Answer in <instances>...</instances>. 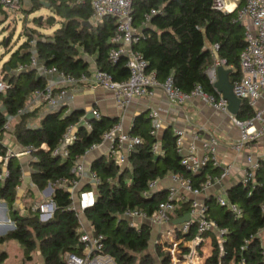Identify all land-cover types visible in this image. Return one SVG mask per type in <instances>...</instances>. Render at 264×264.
I'll return each instance as SVG.
<instances>
[{"label": "trees", "instance_id": "trees-1", "mask_svg": "<svg viewBox=\"0 0 264 264\" xmlns=\"http://www.w3.org/2000/svg\"><path fill=\"white\" fill-rule=\"evenodd\" d=\"M91 1L48 0L52 14L46 24L58 28L51 35L31 30L27 34L28 40L11 53L3 65V80L8 89L6 93H0V130L9 118L15 120L13 130L17 144L30 150L37 159L29 162L32 184L39 191L52 186L51 199L55 203L54 214L47 221H42L39 213L21 215L15 204L18 188L22 185V166L15 159L8 162L10 176L4 182L0 181V201L6 203L14 228L0 237V248L8 241H17L24 249L25 261L32 260L31 254L37 243L46 264H66V254L82 255L81 223L72 209V194L57 183L74 179L72 169L76 162L103 143L104 134L117 120L101 116L91 122L92 130L78 127L76 140L68 148L69 157L54 156L53 152L68 128L76 125L86 113L81 110L67 113L60 108L38 116L39 109H36L18 117L32 94L47 86L44 77L38 78L32 69L19 71L20 66L29 65L36 52L40 63L67 75H90V60L93 59L97 69L111 74L114 81L124 82L129 77L124 57L116 63L109 60L110 52L115 48L111 39L117 30L116 20L106 18L101 24H93ZM244 1L240 0L232 13L225 14L213 8V0H134V26L140 32L135 50L147 62V71L155 72L161 82L172 77L175 85L185 93H192L200 86L204 93L219 98L207 76V70L215 62L208 45L218 46L219 59L232 70L231 83L240 80L241 55L246 43L242 26L234 20ZM42 6L36 0L31 12L24 9L22 12L29 16ZM34 23L38 29H43L39 19L35 18ZM242 104L237 120L245 122L252 118L253 113L247 102ZM36 118L38 123L33 124ZM131 135L140 137L142 143L130 154L128 167L122 169L111 157L93 163L91 169L102 182L96 189L90 183L82 188L83 191L96 192L95 204L87 208L84 215L91 223L94 235L102 237L103 252L112 256L116 264H156L154 257L147 253L152 238L151 226L145 223L137 231L124 217L125 212L140 209L151 215L157 210L166 194L160 191L143 196L152 181L179 175L198 187L207 175H219L221 169L209 165L200 174L190 172L181 164L182 157L176 147L177 136L171 130H166L160 139L152 135L148 114L136 118ZM158 141L161 146L157 155L153 147ZM0 155H5L4 146H0ZM2 172L3 163H0V174ZM227 197L242 209L243 216L235 219L229 210L224 212L225 208L218 205L215 197L206 200L209 217L226 230L223 251L216 238L207 264H264V242L260 236L264 231V164L247 185L241 182V185L232 186ZM214 205L220 209L213 210ZM189 206V203L183 204L175 218L184 217ZM195 236L196 230L192 228L186 238L191 241ZM178 240V236L167 238L157 248L161 264H172L163 247L172 248ZM6 259L7 254L0 253V264Z\"/></svg>", "mask_w": 264, "mask_h": 264}, {"label": "built area", "instance_id": "built-area-1", "mask_svg": "<svg viewBox=\"0 0 264 264\" xmlns=\"http://www.w3.org/2000/svg\"><path fill=\"white\" fill-rule=\"evenodd\" d=\"M133 3L134 0H92V20L93 24H101L106 18H113L117 23V30L111 43L115 45L109 55V60L116 63L121 57L126 59V67L129 71V77L124 82H116L113 76L108 72L97 70L93 75H81L75 77L60 73L55 68H48L38 61L37 56H33L29 65L20 66L19 71H27L32 68L40 69L45 76L58 75L62 82L61 86L56 88L53 85H47L44 90H38L32 94L27 106L19 111L18 117L33 111L37 108H63L64 99L66 97V89L80 85H88L91 87H101L113 93L115 103L121 109H126L135 99H150L155 95L156 90L161 89L169 102L176 107L187 104L193 98H200L206 104L212 106L215 110L229 116L233 123L241 130V138L233 146V151L237 154L242 153L248 144L257 142L264 138V109L259 107V102L264 103V0H245L243 5L238 9L234 22L239 23L244 31L245 50L241 55L242 77L233 83L234 94L242 102H247L253 116L250 120L241 122L231 115L228 111V102L220 95L219 98L204 93L203 89L198 86L192 93L181 91L174 82L172 77L161 82L157 78L155 72L147 71V62L143 55L135 50V46L139 43L140 32L134 26L133 20ZM237 0L228 3L226 0H213V8L225 13H232L238 6ZM22 0H0V14L5 19L10 13H22ZM154 14V12H153ZM149 20L147 16L146 21ZM218 46L213 47V51H217ZM220 67L227 68L226 62L216 60L214 64L207 70V76L214 85L218 81V69ZM8 89L7 83L0 79V93H6ZM70 113V112H69ZM94 119H100L101 114L97 111L93 113ZM151 121L152 135L159 139L158 134L162 129V122L156 110H151L148 114ZM86 115L74 126H70L65 133L60 145L53 152L54 156L67 159L69 157L68 148L76 140V131L78 127L85 126L88 130H92L91 123L85 121ZM14 119L9 118L5 123L2 131L0 130V146L5 147V155H0V163H3V172L0 174V181L4 182L10 176L7 167L11 159L16 158L20 161L23 157L29 156V162L37 159L31 155L30 150L21 148L17 152V145L13 142L14 130L12 122ZM184 132H176L177 136V152L182 157L181 164L193 174H200L206 167L212 165L213 168H220L219 175H207L205 180L195 187L190 179L179 175H170L172 185L165 188L166 198L162 201L157 210L149 215L148 212L140 209H128L124 217L130 226L140 231L143 224L151 226V228L162 229L168 226L165 239L178 236V243L172 248L163 251L168 253L172 264H177V258L180 253L179 244L187 243L191 245L189 252L183 259L185 264H194L202 251L206 241L204 238L208 234H214L217 238L218 245L223 251V240L226 230L219 227L218 223L209 217L208 206L206 200L210 198L207 193L216 185L220 184L230 172V165L222 164L218 160V149L220 148V140L211 134H207L206 138L201 140V150L199 153L198 140L196 136L188 146L184 145ZM103 142L109 145L110 157L115 163L123 168L129 166L128 160L130 154L141 145L142 140L138 136L131 135L125 130L123 123H115L109 131L103 136ZM160 142L158 141L154 147L155 154L160 153ZM247 170L245 171L243 185H247L254 179L258 169L264 164V155L252 156L247 155ZM74 179L62 180L57 186L70 190L73 199L72 209L78 216L84 214V211L92 207L96 201L95 190L81 189V182L85 176V167L77 161L72 169ZM31 178V177H30ZM22 185H24L26 177L22 176ZM162 180H156L149 183L148 189L143 196H150L152 193L160 192V183ZM101 179L92 170L89 172V183L96 187L101 184ZM53 189L52 186H49ZM19 190V188H18ZM203 196L205 200L201 199ZM218 205L227 208L235 219L243 216L242 209L227 197V193L216 196ZM189 203L190 209L186 214L190 217V221L182 225L175 226L173 221L177 220L176 215L183 204ZM55 211V203L51 197L43 202H36L31 205L28 212L39 213L42 221L50 219ZM46 219V220H45ZM192 228L196 230V236L193 240H188L186 236L191 232ZM81 232V244L83 245V253L80 256L66 254V264H116L112 256L103 252V239L97 237L91 232ZM161 245L163 243L160 242Z\"/></svg>", "mask_w": 264, "mask_h": 264}, {"label": "crops", "instance_id": "crops-1", "mask_svg": "<svg viewBox=\"0 0 264 264\" xmlns=\"http://www.w3.org/2000/svg\"><path fill=\"white\" fill-rule=\"evenodd\" d=\"M35 1L36 0H22L23 9L27 10V8L31 7ZM39 1L47 2L48 0ZM0 17L5 18L3 14H0ZM208 47L213 52L214 61L218 60L219 57L217 51H213V47L211 45H208ZM226 69L231 68L227 67ZM89 70L91 72L90 75H93L98 70L93 59L90 60ZM37 76L44 77L47 85H53L56 88L61 86L62 80L58 75L45 76L39 69ZM259 107L264 109V103L259 102ZM63 109H65L67 113L74 109L85 111L86 115L97 111L102 116L110 120H117V122L121 121L125 130L129 133H131L135 120L138 116L149 114L151 110H156L159 114L160 121L162 122V129L158 134L159 139L163 136L164 130H171L174 135H176V132L178 131L184 132V145L188 146L193 138L197 136L199 138V153L202 152L201 140L205 139L207 134L216 136L220 140L218 160L222 164L225 163L230 165V172L220 184H216L207 193V196L210 197H216L227 193L232 186L239 184L243 180L245 171L247 170V155L256 157L264 155V138L257 142L248 144L242 153L237 154L233 151V146L239 142L241 138V130L233 123L229 116L215 110L212 106L206 104L200 98H193L187 104L180 107L173 106L161 89L156 90L153 98L135 99L126 109L123 110L115 103L114 96L111 91L101 87L80 85L66 89ZM40 110L43 111L42 114L49 111L46 107H41ZM109 157V145L103 142L100 145L93 147L83 158L79 160V162L85 167V176L81 182V189L89 183V172L92 170L91 167L93 163L99 159ZM26 159L28 158L23 157L18 162L22 166V176L27 179L31 177L32 169L29 164H23V161H26ZM171 185L172 181L168 176L161 181L159 191L163 192L165 191V188L170 187ZM22 187L23 186L21 185L19 189ZM24 187L32 192L31 197L33 203L40 201L43 202L52 196L49 194V187L44 191H39V189L32 184V181L25 183ZM33 196H35V198H33ZM207 196H203L201 199L205 200V197ZM18 197L19 196H17V198ZM24 201L25 203H29L24 199H17L15 204L21 215L28 214V208L22 205ZM79 220L81 223L80 231H92L91 223L86 219L84 214L79 216ZM13 228L14 222L8 215L6 203L0 201V237L12 231ZM165 229L168 230V226H164L160 230L152 228V233L156 231L158 234H161L165 231ZM261 234H263L262 240L264 242V231L261 232ZM189 248H191V245L187 243L179 244L180 253L178 255L177 262L179 260L183 261L186 254L190 250ZM197 251L199 256L194 264H207L213 254V241L211 239L208 240L202 248L201 253L199 249ZM3 252L7 254V259L2 264H46L39 243H37L35 251L31 254V261H25L24 249L17 241L14 240L8 241L1 246L0 253ZM183 263L185 264V262Z\"/></svg>", "mask_w": 264, "mask_h": 264}, {"label": "rangeland", "instance_id": "rangeland-1", "mask_svg": "<svg viewBox=\"0 0 264 264\" xmlns=\"http://www.w3.org/2000/svg\"><path fill=\"white\" fill-rule=\"evenodd\" d=\"M228 3L234 2L235 0H226ZM240 0H237L238 4ZM41 4H44L38 11L35 13L27 16L22 13L13 14L10 13L9 17L7 19L0 17V79L4 78L3 74V65L5 62H7L10 58V55L12 52L16 51L23 43H25L28 40L27 34L30 33L31 30H37L42 35H51L53 32L58 28V26H55L53 28L49 27L46 22L48 17L52 14L50 11V4L48 2H41ZM48 5V6H47ZM28 12H31V7L27 8ZM40 19L41 23L43 24V29H38V27L34 23V19ZM38 36L35 35V38ZM4 42H6L4 44ZM2 104L0 103V107ZM39 109L38 116H41L43 111ZM49 109V108H47ZM59 107L51 108L49 110H58ZM36 110V109H35ZM33 124H37L38 120L37 118L32 121ZM15 120L12 122V126H14ZM13 142L17 145V152H20L21 147L17 144L14 136H13ZM28 159L26 161H23V164H29V156H27ZM17 160L16 158H14ZM18 161V160H17ZM19 163V162H17ZM23 187L19 189L18 191V198L17 199H24L28 201L29 203L23 202V206H26L28 209L33 204L31 194L32 192L27 190L24 185ZM35 198V196H33ZM41 202V201H40ZM220 208L218 206H213V210H219ZM228 209L225 208L224 212H227ZM46 220V219H45ZM168 230L165 229V232ZM263 237V234L260 235ZM165 237H167L165 234H158L156 231L152 233V238L150 242L149 249L147 251L148 254L154 257V260L156 264H161V259L157 256V248L161 246V241L165 240ZM215 241L216 237L214 235H209L204 238V240L207 242L208 240ZM204 254V253H203ZM184 261L179 260L177 264H184Z\"/></svg>", "mask_w": 264, "mask_h": 264}, {"label": "water", "instance_id": "water-1", "mask_svg": "<svg viewBox=\"0 0 264 264\" xmlns=\"http://www.w3.org/2000/svg\"><path fill=\"white\" fill-rule=\"evenodd\" d=\"M34 54L37 55L36 52H34ZM31 71L34 73H37L39 69L33 68ZM217 73H218V81L214 84V88L218 92V94L221 95L223 99L228 102L229 113L237 117L238 114L240 113L241 108L243 107V104H242V101L239 98H237L236 95L234 94V86L231 83V79H230L231 76L233 75L232 70L226 69L225 67H220ZM39 77L40 76H38V78ZM74 110H72L70 113H72ZM93 120H94L93 114L86 115V119H85L86 122L91 123L93 122ZM164 133H165V130L163 131V134ZM30 181H31V178L29 177L25 180V183H29ZM239 184L241 185V182ZM52 193H53V189L49 187V194L52 195ZM189 221H190V217L188 215H185L182 218L174 220L173 225L178 226V225L187 223Z\"/></svg>", "mask_w": 264, "mask_h": 264}]
</instances>
